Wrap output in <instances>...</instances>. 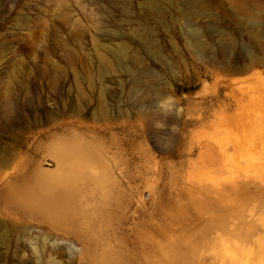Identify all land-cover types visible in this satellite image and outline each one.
<instances>
[{
	"label": "rangeland",
	"instance_id": "obj_1",
	"mask_svg": "<svg viewBox=\"0 0 264 264\" xmlns=\"http://www.w3.org/2000/svg\"><path fill=\"white\" fill-rule=\"evenodd\" d=\"M156 2L0 0V197L34 165L54 169L50 147L99 144L135 178L96 232L126 264H190L188 241L204 227L196 201L214 186L187 179L190 136L227 131L230 205L213 210L230 217L228 237L218 233L216 262L200 264H264V0ZM18 219L0 208V264H39L30 244L49 231ZM13 222L31 239L19 242L17 227L15 245ZM44 246L65 253H42L41 264H80L71 233Z\"/></svg>",
	"mask_w": 264,
	"mask_h": 264
},
{
	"label": "bare ground",
	"instance_id": "obj_2",
	"mask_svg": "<svg viewBox=\"0 0 264 264\" xmlns=\"http://www.w3.org/2000/svg\"><path fill=\"white\" fill-rule=\"evenodd\" d=\"M147 1L154 6L159 4L156 0ZM192 47L198 51L202 46L195 39L192 42ZM246 54L249 57L248 60L252 62L255 54L249 49L246 50ZM137 86L138 84H135L134 88ZM154 96L156 97V95ZM192 122L193 120L185 119L183 125L189 126L194 124ZM195 122L197 121L195 120ZM129 128L132 129L128 134L129 138H139L140 131L133 130L134 127ZM224 132L226 135L223 136H227L225 140L220 134L207 133V131L201 134L195 132L190 136L191 145L186 154L191 156L195 151L197 158L194 162H190L192 170L188 173L187 179L192 183L210 182L214 185L210 191L202 189L203 199L196 201L197 216L204 227L197 236V240L195 236L188 241L191 250L187 261L190 264L216 262L215 236L220 233V237L226 236L225 240L228 237L224 233L228 231L230 217L228 215L217 216L213 210L216 207L215 204L218 203L221 207L217 205L216 208L222 210H228L230 205L227 198L230 193L228 184L230 182V156L228 154L230 142L227 131ZM217 133L219 132L217 131ZM200 135L202 140L199 138ZM49 149L48 157L55 168L42 167L41 163L34 165L29 171L24 186L7 187L4 196L0 197V208L7 213H14L19 217V221H23V217H26L45 224L49 233H45L44 236L37 235L38 238L30 244L34 253L38 254L36 262L39 264L42 262V253L56 255L58 258L59 256L60 258L64 257L65 252L61 256V252H58L59 249L44 246V241L52 237V233L55 231L71 233L77 237L80 242L78 258L80 264H95L96 262L99 264H121L124 257L116 251L114 243L103 239L102 235L96 231L107 224V220H111L108 213L111 208L121 207L123 190L121 192L120 188L124 186V180L131 182L135 177H125L123 174L122 177L121 170L117 173L116 168L114 169L110 165L113 159H110L108 153L106 154L99 144L90 145L74 139L70 144L60 143L56 148L50 147ZM217 186L222 188L219 196L214 193L216 190L219 191ZM113 217H115L114 214ZM110 223L111 221L108 223L109 226ZM22 224L23 222L20 224L13 222L12 229L7 232L8 237L15 245L18 244V241L20 242V239L23 241L31 239L30 233L27 232L29 230L22 231L24 228ZM16 228L22 234L16 238L18 241L15 240ZM49 260L51 264H54L53 258ZM166 261L168 262L166 264H175L169 260L168 255ZM33 263L34 261H30L28 264ZM124 263L126 264L127 261L125 260Z\"/></svg>",
	"mask_w": 264,
	"mask_h": 264
}]
</instances>
